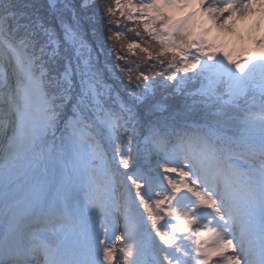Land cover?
Instances as JSON below:
<instances>
[{
    "label": "snow or ice",
    "instance_id": "obj_1",
    "mask_svg": "<svg viewBox=\"0 0 264 264\" xmlns=\"http://www.w3.org/2000/svg\"><path fill=\"white\" fill-rule=\"evenodd\" d=\"M113 3L0 0V264H264V0Z\"/></svg>",
    "mask_w": 264,
    "mask_h": 264
},
{
    "label": "trees",
    "instance_id": "obj_2",
    "mask_svg": "<svg viewBox=\"0 0 264 264\" xmlns=\"http://www.w3.org/2000/svg\"><path fill=\"white\" fill-rule=\"evenodd\" d=\"M135 3L136 0H134ZM96 3L103 8L106 4L114 6L113 0H96ZM107 17L105 20H96L95 21V32L91 28H89L88 34L90 37L89 42L92 43L95 41V44L102 43L103 51L100 54V64L102 68H107L108 73L105 75V81L109 85L116 79V74L118 73V69L113 70V66L119 63L120 66H128L133 69L137 68L139 65L140 69H147L149 64L153 63L152 61H147L144 53L140 52L139 49L129 50L127 48V44L133 41L141 42L142 47H150L155 54V49L158 47L155 41H149V37L143 33V25L138 24L134 21H127L126 19L117 16L115 19L120 20L119 30H123L124 35L120 37L118 40L113 38V33H115L118 29L115 25H111L107 23ZM135 28L136 31L141 32L142 37L136 36V32L128 31V29ZM95 46V45H94ZM122 46V47H121ZM119 51L121 55L125 56V60L117 61L115 59V53ZM135 74V73H134ZM121 78H124V73H119ZM153 76L155 79H160L159 76H155V70H153ZM126 83V79H125ZM122 91V90H121ZM181 106V100L179 98L170 97L167 101L168 112L165 115L172 114L175 116L176 120L180 123L185 122V118L179 114ZM187 122H192L190 119ZM141 164H144L143 159L140 160ZM155 161L153 160V165Z\"/></svg>",
    "mask_w": 264,
    "mask_h": 264
},
{
    "label": "rangeland",
    "instance_id": "obj_3",
    "mask_svg": "<svg viewBox=\"0 0 264 264\" xmlns=\"http://www.w3.org/2000/svg\"><path fill=\"white\" fill-rule=\"evenodd\" d=\"M136 2H139V0H136ZM121 230H122V225H121ZM120 247V242H117V248L119 249ZM118 256H119V253H118Z\"/></svg>",
    "mask_w": 264,
    "mask_h": 264
}]
</instances>
